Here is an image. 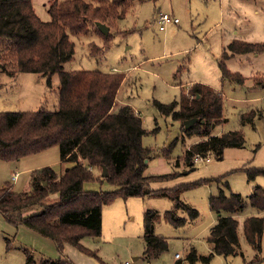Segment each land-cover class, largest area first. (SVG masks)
I'll return each mask as SVG.
<instances>
[{"label": "rangeland", "instance_id": "rangeland-1", "mask_svg": "<svg viewBox=\"0 0 264 264\" xmlns=\"http://www.w3.org/2000/svg\"><path fill=\"white\" fill-rule=\"evenodd\" d=\"M33 2L37 15L48 21L49 0ZM161 13L177 17L180 22H171L165 31H161ZM119 26L118 33L112 31L110 46L100 54H92L91 50L104 47L107 40L104 37L108 35H71L76 45L75 55L64 64V68L126 74L114 109L130 105L139 113L135 111L148 130L143 145L152 148L155 157L149 162L146 173L180 172L176 179L155 183L152 188H175L180 184L211 180L181 194L182 201L197 210L199 215L193 219L187 211H180L179 215L186 219V223L174 227L163 217L167 210L172 209L173 201L164 197H118L103 207L100 239L84 237L81 240L85 248L96 252L103 260L99 261L69 245L64 252H59L50 239L28 227L8 223L0 212V264H25V249L35 251L38 259L70 257L75 264L133 261L134 256L142 257L146 248L141 236L145 234L147 210L161 215L155 222V231L168 238L169 242L168 249L158 257L159 264L189 263L193 253L197 256L194 264H246L254 260L258 253L246 241L243 222L249 216L264 218V212L249 203L253 188L264 186V176L249 181L246 173V169L250 168L264 169V87H258L254 80L256 76L264 78V54L250 53L227 58L223 54L236 39L264 42V0H133L129 2L126 18ZM220 62L232 72L240 73L245 83L238 85L222 80ZM58 83L57 74L53 76L52 86L41 74L19 73L16 77L0 74V84H3L0 112L56 111ZM197 83L212 87L224 97L226 121L214 125L212 135L241 131L246 143L244 146L225 148L222 157L215 152L208 153L210 162L202 160L193 165L182 160L183 156L192 145L204 138L197 133L187 135L182 122L172 115L163 114L155 103L179 104L182 90ZM248 113L252 114L249 119ZM173 145L170 157L164 159L163 152ZM60 153L59 147H53L17 161L0 160V188L9 185L15 192H30L33 189V172L52 167L57 173H63L69 166L61 161ZM178 159L180 165L176 166ZM16 174L18 177L14 181ZM85 188L91 191L116 189L107 182L88 183ZM220 190L227 195L230 192L241 194L244 200V210L236 215L240 225L238 255L235 256L212 255V247L207 241L218 217L210 207V197L218 195ZM38 211V207H32L26 214ZM129 233L134 237L131 243L126 240ZM110 237H116L112 245L107 242ZM128 248H132L134 253L129 255ZM176 254L180 260L175 259ZM259 256L264 259V233ZM152 262L157 263L156 260Z\"/></svg>", "mask_w": 264, "mask_h": 264}, {"label": "trees", "instance_id": "trees-1", "mask_svg": "<svg viewBox=\"0 0 264 264\" xmlns=\"http://www.w3.org/2000/svg\"><path fill=\"white\" fill-rule=\"evenodd\" d=\"M131 1L49 0L50 19L43 21L35 11L33 0H0V74L10 77L19 73L41 74L49 86L57 74L60 82L56 111L0 112V160L17 161L59 147L61 161L71 164L61 174L52 167L33 172L30 192L18 193L9 185L0 188V212L8 223L28 227L50 239L59 252L71 245L97 258L96 252L85 248L81 240L101 237L103 207L118 197L167 198L173 201V206L164 213L165 221L174 227L183 226L186 219L179 215L180 211H187L193 219L199 213L182 201L181 194L211 181L152 188L155 183L176 179L180 172L146 173L149 162L155 157L152 148L143 145V138L149 132L130 105L114 109L126 74L64 68L75 55L76 45L71 35L95 33L104 37L96 23L106 24L110 32L104 37L107 39L104 47L91 50L92 54H100L110 46L112 31L119 32V24L126 18ZM250 53L264 54V42L236 39L225 48L223 57ZM219 67L222 80L238 85L245 83V78L229 70L225 63L220 62ZM155 104L163 114L181 121L187 135L197 133L204 138L186 151L182 160L187 163L194 165L197 154L215 152L222 157L225 148L246 143L241 131L212 135V127L226 121L224 97L206 84L197 83L183 89L179 104ZM192 119H197V123L186 129L184 122ZM173 148L174 145L165 149L163 157L169 158ZM175 165H180V159ZM104 167L109 174L106 178L102 177ZM246 173L252 181L264 176V169L250 168ZM93 182H107L116 189L87 190L85 185ZM249 203L264 212V186L253 188ZM32 207H38L39 211L26 214ZM210 207L218 214L207 237L212 255H238L240 224L236 215L245 208L242 195L233 192L227 195L220 190L218 195L210 197ZM160 218L158 212L147 210L144 240L148 259L159 257L168 249V238L155 231V222ZM243 228L246 241L258 253L246 264H262L264 259L259 254L264 218L246 217ZM24 252L25 264H75L69 258L38 259L35 251L25 249ZM196 260L193 253L189 263L178 261L177 264H194Z\"/></svg>", "mask_w": 264, "mask_h": 264}, {"label": "crops", "instance_id": "crops-1", "mask_svg": "<svg viewBox=\"0 0 264 264\" xmlns=\"http://www.w3.org/2000/svg\"><path fill=\"white\" fill-rule=\"evenodd\" d=\"M115 72V71H114ZM18 75V74H17ZM16 77V76H15ZM53 79V78H52ZM254 80L256 81V85H258V87H264V85H261V81H263L264 80V78H262V77H258V76H256V77H254ZM60 83H58L57 84V87H58V89L60 88V85H59ZM3 86V84H0V92L2 91V87ZM133 110H134V112L136 111V109H134V108H132ZM257 111L258 112H260L261 110L260 109H257ZM137 112V111H136ZM254 113V112H253ZM247 115H252V114H247ZM165 159V158H164ZM68 166H70V163H68ZM167 173H169V172H167ZM154 189H160V188H154ZM217 219H218V217H217ZM114 236V235H113ZM128 237L126 238V240L128 241V242H133V240H134V237H133V235H130V233L127 235ZM142 237V240L143 241H145L144 240V234L141 236ZM116 238V237H115ZM115 238L114 237H110V239L107 241L109 244H111L112 245V243H114L115 242ZM97 239H100V237H98ZM100 241V240H99ZM69 246H71V245H69ZM145 246H146V243H145ZM73 247V246H72ZM68 248V245H66L65 246V248H64V250H66ZM90 250V249H89ZM128 250H129V255L130 254H133L134 252H133V249L131 248V249H129L128 248ZM145 251H144V254H143V256L141 257V256H134L133 257V262H136L135 264H137V263H139V264H152L153 262V260H156V264H159L160 262H159V258L158 257H156V258H153V259H148V258H146V248L144 249ZM64 252V251H63ZM128 255V256H129ZM177 255L178 254H176V256H175V259L177 260V259H179L180 260V256L179 257H177ZM133 256V255H132ZM68 257V256H67ZM69 259H70V257H68ZM97 258H98V260L100 261H103L98 255H97ZM141 259H143V260H141ZM70 260H72V259H70ZM73 261V260H72ZM177 261H175V263H176ZM123 264V263H122ZM163 264H166V263H163ZM169 264V263H168Z\"/></svg>", "mask_w": 264, "mask_h": 264}, {"label": "built area", "instance_id": "built-area-1", "mask_svg": "<svg viewBox=\"0 0 264 264\" xmlns=\"http://www.w3.org/2000/svg\"><path fill=\"white\" fill-rule=\"evenodd\" d=\"M171 22L178 24L180 21L177 17H173L168 13H161L160 14L159 23H160V30L161 31H165L167 24H169ZM137 114H139V113L137 112ZM202 160H205L206 162H210L211 159L207 155H201V154L195 155L194 163H197V162L202 161ZM17 177H18V174L13 176V180L14 181L17 180ZM177 257H179V255H177ZM123 264H134V262L128 260V261L124 262Z\"/></svg>", "mask_w": 264, "mask_h": 264}, {"label": "water", "instance_id": "water-1", "mask_svg": "<svg viewBox=\"0 0 264 264\" xmlns=\"http://www.w3.org/2000/svg\"><path fill=\"white\" fill-rule=\"evenodd\" d=\"M96 25H97V27L99 28L100 32L103 35L107 36L109 34V32H110V27L109 26H107L106 24L101 23V22H97ZM197 121H198L197 119H192V120L185 121L184 122L185 128L186 129L191 128L194 124L197 123ZM108 175H109L108 174V170H107L106 167H104L103 168L102 177L106 178V177H108Z\"/></svg>", "mask_w": 264, "mask_h": 264}]
</instances>
